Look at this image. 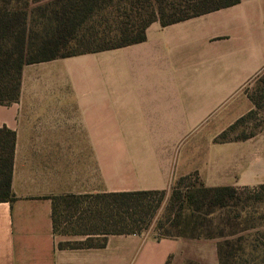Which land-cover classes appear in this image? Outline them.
Segmentation results:
<instances>
[{"label":"crops","instance_id":"1","mask_svg":"<svg viewBox=\"0 0 264 264\" xmlns=\"http://www.w3.org/2000/svg\"><path fill=\"white\" fill-rule=\"evenodd\" d=\"M263 69L264 0L154 22L137 44L23 65L17 99L0 105V128L14 135L0 264H218L214 240L145 232L59 247L82 239L53 232L51 197L166 191L193 173L205 187L264 184L250 138L214 140L251 110L239 92Z\"/></svg>","mask_w":264,"mask_h":264},{"label":"trees","instance_id":"2","mask_svg":"<svg viewBox=\"0 0 264 264\" xmlns=\"http://www.w3.org/2000/svg\"><path fill=\"white\" fill-rule=\"evenodd\" d=\"M238 2L0 0V105L17 99L21 68L25 64L137 44L145 40L146 29L154 22L164 27ZM246 97L251 105L259 106L257 97ZM251 114L249 110L239 117L215 142L251 137L226 138L229 130ZM13 153V133L0 128V202L14 199L10 186ZM165 194L164 190H155L51 197L53 232L84 237L83 241L60 243L59 247H103L109 235L143 233ZM248 202L264 205V184L253 188L205 187L195 173L179 177L171 185L164 208L168 228L163 233L159 232L161 225L154 228V238L222 240L216 241L218 264H222L226 238L249 229L250 211L245 209L252 206Z\"/></svg>","mask_w":264,"mask_h":264},{"label":"rangeland","instance_id":"3","mask_svg":"<svg viewBox=\"0 0 264 264\" xmlns=\"http://www.w3.org/2000/svg\"><path fill=\"white\" fill-rule=\"evenodd\" d=\"M260 89L261 91H259ZM239 93L245 97L247 95L257 97L260 103L259 106L251 105L252 114L248 116L246 120L236 125L235 128L229 130L226 134V138L235 139L251 135V137H249L250 139H248L255 143V161L258 163L264 160V69L247 83ZM170 189L171 186L166 190L160 208L156 212L150 226L145 231L148 236L154 237V228L159 225L163 227L162 230L159 231L160 233H163V229L168 228V224L164 222V208ZM243 198H245V195H243ZM247 204L252 206L249 209H245L246 212L247 210L250 211L248 215L249 221L247 222L249 229L241 234L226 238V242L222 245V264H264V205L251 202ZM240 214L242 215L243 211L240 212ZM221 216L223 217L224 215ZM59 231H61L60 228ZM67 236L82 239L81 241L84 240V237L80 235ZM186 264L196 263L189 262Z\"/></svg>","mask_w":264,"mask_h":264}]
</instances>
